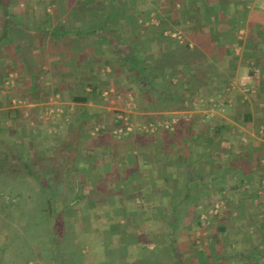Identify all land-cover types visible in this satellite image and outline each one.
Here are the masks:
<instances>
[{"label":"crops","instance_id":"0c3cea01","mask_svg":"<svg viewBox=\"0 0 264 264\" xmlns=\"http://www.w3.org/2000/svg\"><path fill=\"white\" fill-rule=\"evenodd\" d=\"M80 1L82 8L78 10L74 3L68 11L33 10L30 15L10 11L11 20L17 24L10 38L20 34L11 43L37 45L42 51L45 35L50 41L52 32L66 37L57 39L58 49L54 52H50L51 43L46 46L49 51L43 69H34L40 75L30 64L24 69L17 62V67L16 55L4 61L0 53V102L1 96L8 95L10 74L18 75L17 87L24 82L27 85L22 86L27 87L38 83L31 90L39 92V99L49 95L45 85L51 84L50 92L60 95L63 102L60 115L67 113L76 119L73 136L65 134L55 144L56 171L66 169L74 180L92 181L87 188L90 192L103 187L104 191L98 189L97 200L106 196L107 207L114 197L118 198L119 206L114 209L120 212L129 208L126 201L134 196L165 206L164 194L179 196L175 190L184 180L187 187L193 188L197 183L191 182L201 172L206 179L193 205L209 212L207 217L218 209L215 206L220 198L221 208L199 234L206 249L186 258L192 257L195 264H264V0H163L181 9L174 13L157 9L154 13L159 25L140 23L143 11H137L135 18L123 11L110 15L102 29L88 25L96 16L90 9L96 4L105 9L104 4L107 8L110 0ZM126 1L117 0L118 4ZM104 9H98L102 10L98 12L101 19L107 18ZM74 19L84 25H67ZM46 21L50 26H44ZM157 26L163 28L167 38L162 44ZM186 42L185 49L181 46ZM76 46L79 52L72 50ZM4 47L15 54L9 43L0 50ZM126 52L143 60L144 65L162 53L164 64L152 69L151 74L171 95L154 90L145 94L143 83L136 92L139 104L134 111L140 124L117 138L112 116L118 108L108 100L126 97V76L132 71ZM189 52L195 55L179 59ZM100 67H106L103 77ZM243 77L250 88L247 92L240 83ZM91 85L105 90L106 98L97 97L94 91L86 92ZM75 95L88 99L74 101ZM171 97L182 100L179 108ZM101 99L106 102L101 103ZM157 99H165L167 106L153 107L150 101ZM9 107V102L0 104L2 111ZM179 113L186 119L176 129L144 130L145 121ZM194 118L200 122L195 123ZM96 123H102L100 132L94 130Z\"/></svg>","mask_w":264,"mask_h":264},{"label":"rangeland","instance_id":"374dc122","mask_svg":"<svg viewBox=\"0 0 264 264\" xmlns=\"http://www.w3.org/2000/svg\"><path fill=\"white\" fill-rule=\"evenodd\" d=\"M134 1L137 0H127L122 3L119 10L128 11L133 18L138 14L137 11H143L144 15L138 18L140 23L146 26L159 25V20L154 12L157 11L163 0L158 5L151 4L148 0V5L143 9H139L138 4L136 5ZM49 3L50 0H27V2L20 0V2L13 4L11 10L15 15L24 13L30 15L33 10L37 12L44 10L49 13L62 11L54 9L55 3ZM72 4L74 5V3ZM72 4L64 11L70 10ZM76 5V10L82 8V4ZM104 5L105 9L102 8L106 12V3ZM95 6V11L90 9L91 13L99 15L100 10L98 9L102 8L98 4ZM99 20H101L100 15ZM88 22V25L97 24V21H92V19ZM69 23L71 25H84L80 23V19L71 20L67 25ZM46 25H49L47 21L44 26ZM11 37L16 41L20 34H12ZM36 37L38 38V36ZM48 37L49 35L44 36L42 51L37 45H24L26 60L33 70L37 67L43 69L42 65L46 63V61L44 63V56L48 50L46 46L48 47L51 43ZM28 39L29 43L33 42L30 37ZM8 49L6 47L1 49V58L4 61L15 58V55ZM79 49L80 47L76 46L72 50L79 52ZM15 62L17 66V61ZM99 69L102 73L100 77H103V74L107 72L106 67L103 70L102 67ZM36 74L40 75V72ZM127 74L128 85L127 88H124L126 97L114 98L113 102H110L112 97L108 100L109 103H114L118 108L112 116L113 132L117 138L124 137L132 127L140 124V120L136 117L137 113L134 111H137L139 104L136 92L141 89L140 86L143 82L136 77L137 75L135 76L133 70L128 71ZM9 77L6 85L8 87L6 98L10 107L7 111L0 110V150H5L8 152V156L14 157L13 153L9 152V148L12 146L20 148L29 155L28 160L32 169L36 170L41 177L51 171L57 173L55 177L60 192H58V204H64L66 207L62 212V217L55 220L57 224H61V228H59L63 234L61 239L55 240L58 254L57 251L55 252V247L51 248L53 242L47 234L53 222L52 212L48 207H45L47 199L44 198V195L39 194L38 183L28 175L10 177L0 172V247L4 248L0 257V264H51V259L53 260L55 253L58 254V257L60 255L61 264H156L159 260H161V264H171L172 257L165 231L171 209L169 201H174V199L175 202L179 201L176 208L177 213L173 218L176 222L173 232V236H175L174 246L182 256V264H195L192 257L188 259L186 255H197L198 251L204 247L205 241L202 242L199 239V234L205 230L207 220L220 212L221 198H217L219 200L216 201L218 209L211 211L208 217L209 212L193 205L197 198L191 201L187 198H178L173 193L164 194L167 201L165 206L159 202H147V198L143 196L138 198L134 196L133 198L129 197L132 201L125 202L129 207L126 211L120 212V210L114 209L120 203L116 197L106 207V196L105 201L104 199L97 200L100 197L98 189L104 191L103 187L95 188L93 192H90L87 188L90 187L92 181L87 179L74 180L69 177L66 169L56 171V162L53 159L56 158L55 144L65 134L71 133L73 136V126L76 122V119L73 118L74 115L67 113L60 115L63 112L61 110L63 102L60 101V95L50 92L52 85L46 84L49 95L44 99H39V92L32 91L31 86H26L27 83H22L26 84L25 86L22 84L21 87L16 86V79H19L18 75L17 78L16 74L13 73ZM135 77L136 80L132 81ZM85 89L86 92H89L91 87ZM26 90H30V93L28 94ZM97 91H99L97 97L101 95L106 98L105 90L102 91L100 87H97ZM143 92L148 95L151 93L148 89ZM109 93L110 90L107 94ZM99 101L103 103L106 102V99ZM150 103L153 107L158 106L160 108L166 107L168 104L163 99H157L156 102L150 101ZM67 104L71 105V103ZM26 117L30 121L21 122ZM203 117L206 118V116L201 118L203 119ZM184 119L186 118L181 113L161 116L159 119L145 121L144 130L151 132L157 130L158 127H162L161 130L176 129V125L183 123ZM194 119L195 123L200 122V119ZM157 120L162 122L174 121V126L166 128L159 125L152 129L150 123H156ZM101 124L96 123L93 126L96 132L101 131ZM39 130L40 132H38ZM161 130L160 132H162ZM200 189L201 185L199 184L192 188L198 197ZM175 191L182 195L185 191L184 185ZM74 197H77L76 201ZM185 208L191 210L185 211Z\"/></svg>","mask_w":264,"mask_h":264},{"label":"trees","instance_id":"16d2710c","mask_svg":"<svg viewBox=\"0 0 264 264\" xmlns=\"http://www.w3.org/2000/svg\"><path fill=\"white\" fill-rule=\"evenodd\" d=\"M54 0H50L51 4ZM72 0H64V2L61 5H54V9L56 10H64L66 9L70 4L72 3H76L78 4L80 2V0H75L74 2H71ZM91 0H86V2H90ZM130 1V0H129ZM148 0H137L134 1L135 4H138L139 9H143L146 7ZM153 0L150 3L154 4ZM20 2V0H0V48L1 46H4L5 44L9 43V46L13 47V50L15 51L16 55V60L18 62V64L20 65L21 68L26 69L28 67V62L26 60V52L24 51V47L22 45H20L17 42H12V39L10 38V31L12 29H14L15 27H17V24L14 23V21L11 20L10 18V11L11 8L13 6V4H16ZM124 3V2H120L118 4L117 0H110L107 8H106V12H107V18L104 17L103 19L98 21V17L99 15H96L94 20L97 21V24L95 26V28L97 29H102L103 27H106V21L108 22V18H110V15L113 14H118V12H123L120 9V5ZM73 5V4H72ZM180 7L176 8L175 4L171 5L170 2L168 1H163L160 5L158 10L160 12H179L180 11ZM93 11H95L93 9ZM125 11V10H124ZM116 20V19H114ZM158 27V40H159V44H162L165 42V40L167 38H165V36L163 35V28L161 26H157ZM62 36H64L63 33H56V32H52L51 33V37H52V41H51V45H50V52L51 51H55L56 49H58V40L59 38H61ZM66 37V36H64ZM183 48H187V42L183 43L182 46ZM2 50H0L1 53ZM166 54V51L164 52ZM195 53L193 52H189L187 55L182 56V58L180 57V60H186L189 57L194 56ZM162 53L161 55L158 57L157 60H154V62L150 63V64H143V60H140L139 58H137L136 56H134L133 54H131V52H126L125 57H126V61L129 62L130 64V68L136 72V74L138 75L139 79L144 83V89H148V90H154L156 91V93L158 92L159 94L164 93L165 95H171L169 93V91L165 90V87L161 86L162 84L158 81H156L154 79V76L151 74L152 69L155 68H161L162 65L164 64V60L162 58ZM155 63V64H154ZM17 65V67L19 66ZM2 67V64L0 63V69ZM34 81V79H33ZM38 84V83H37ZM36 83H32V89L35 90V88L38 86ZM98 94L99 91H97V86L96 85H91V90L90 92H93ZM2 100L0 102L1 105H7L8 100L1 96ZM87 96L85 95H75L73 97L74 101H79V102H85L87 101ZM171 99H175L174 102L175 103V107L179 108L180 107V102L181 99L179 98H172ZM165 100V99H164ZM166 101V100H165ZM179 103V104H178ZM29 118H24L21 122H29L30 120H28ZM28 120V121H27ZM1 130V128H0ZM9 152L13 153L14 157H10L8 156V152H6L5 150H0V172L4 173L7 176L10 177H14L17 175H28L29 177H31L33 180H35L38 184V188H39V194L44 195L43 197L45 199H47V205H45V207H48L49 210H51L52 212V216H53V222H52V226L51 229L47 232L48 237L50 238V240L53 242L51 248H56L55 252L57 251L58 253V248H57V240L56 239H61L63 234L60 230V226L61 224H57L56 223V218H60L62 217V212L64 211V208L66 207L64 204H58V195H59V186L58 183L56 182V175L57 173L55 172H48L47 174H44L42 177L38 174V172L34 169H32V166L29 162V155L25 152H23L20 148L17 147H10L9 148ZM13 169V170H12ZM202 173L200 172V174L196 175V178L194 179V181H192L191 183L195 184H201L204 183V176L201 175ZM186 182L187 180H184V189L185 191L183 192L182 195L178 196V198H187V199H193L195 197L196 192L192 190V188L189 186H186ZM192 185V184H191ZM59 192V193H58ZM167 192V191H166ZM166 195H170V192H167ZM168 200H170L169 196ZM74 200H77V197H74ZM179 201L175 202L174 201H169L170 204V216L168 218V226L167 229L165 231V236H166V241L168 242V247H169V251L171 253V257H172V263L171 264H182V256L180 254V252L176 249V247L174 246L175 243V236H173V232L175 230V220L174 215L175 213H177V203ZM45 204V203H44ZM56 224V225H55ZM60 227V228H59ZM56 240V241H55ZM4 251L3 247H0V257L2 255ZM55 253L53 260L51 259V264H61L60 263V255L58 257V254ZM59 258V259H58ZM156 264H161V260H159V262H157Z\"/></svg>","mask_w":264,"mask_h":264},{"label":"built area","instance_id":"2783aa9c","mask_svg":"<svg viewBox=\"0 0 264 264\" xmlns=\"http://www.w3.org/2000/svg\"><path fill=\"white\" fill-rule=\"evenodd\" d=\"M247 77V76H246ZM246 77H243V78H241V80H240V83H241V85H242V88H243V90L245 91V92H247V91H249L250 90V88H249V86L246 84ZM150 125H151V128L153 129V128H155L156 126H159V125H163L164 127H166V128H172L173 127V125H174V121H158V122H153V123H150ZM119 130H121V128H119ZM217 207H218V204L215 206V208L217 209ZM215 211V210H214Z\"/></svg>","mask_w":264,"mask_h":264}]
</instances>
